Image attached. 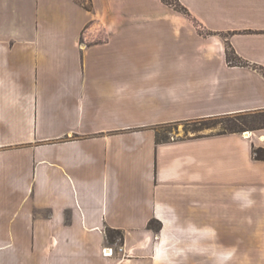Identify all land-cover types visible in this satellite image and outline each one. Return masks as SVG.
Returning <instances> with one entry per match:
<instances>
[{
    "label": "crops",
    "instance_id": "0c3cea01",
    "mask_svg": "<svg viewBox=\"0 0 264 264\" xmlns=\"http://www.w3.org/2000/svg\"><path fill=\"white\" fill-rule=\"evenodd\" d=\"M179 1L0 0V264H264V129L157 141L264 111V0Z\"/></svg>",
    "mask_w": 264,
    "mask_h": 264
},
{
    "label": "trees",
    "instance_id": "16d2710c",
    "mask_svg": "<svg viewBox=\"0 0 264 264\" xmlns=\"http://www.w3.org/2000/svg\"><path fill=\"white\" fill-rule=\"evenodd\" d=\"M80 5L84 6L86 9L90 10L92 7L91 0L84 1H78L75 0ZM163 2L173 8H175L178 11L184 12L188 14L187 10L182 6L179 0H163ZM227 59L229 64H233L234 66H240V67H253L251 66L247 61L240 58L233 49L230 47L227 50ZM256 70H259L263 76H264V68L254 66L253 67ZM218 118L217 120L220 122V124L223 126V130L217 134H228V133H244L246 129H249L250 127H253V130H260L264 129V111L261 112H255V113H239L234 115H225V116H219V117H211L206 119H199V120H207V119H214ZM259 125V127H255ZM202 129H199L198 131H201ZM249 131V130H248ZM171 140L170 138H160L159 133H157V141L158 142H166ZM254 155L257 160H264V149L263 148H255ZM149 228L159 229L160 226H158L154 221H151L149 223ZM107 236L110 241H114L116 239H124V234L122 231L107 230Z\"/></svg>",
    "mask_w": 264,
    "mask_h": 264
},
{
    "label": "rangeland",
    "instance_id": "374dc122",
    "mask_svg": "<svg viewBox=\"0 0 264 264\" xmlns=\"http://www.w3.org/2000/svg\"><path fill=\"white\" fill-rule=\"evenodd\" d=\"M78 1L86 2L87 0H78ZM217 119L218 118L207 119L204 121L192 120V121L182 122V123H173L171 125L161 127L158 132L159 137L160 138H170L171 140H173V139H178V138L201 136L205 134H216L223 130L222 128L223 126L220 124V122ZM255 127H259V125L257 124V126ZM199 129H202V130L198 131ZM253 129H254L253 127H250L249 129H246L245 132L255 131Z\"/></svg>",
    "mask_w": 264,
    "mask_h": 264
},
{
    "label": "built area",
    "instance_id": "2783aa9c",
    "mask_svg": "<svg viewBox=\"0 0 264 264\" xmlns=\"http://www.w3.org/2000/svg\"><path fill=\"white\" fill-rule=\"evenodd\" d=\"M108 251H110L109 254L107 253ZM104 253H105L106 255H108V256H112V255H113V252H112L111 249H105V250H104Z\"/></svg>",
    "mask_w": 264,
    "mask_h": 264
},
{
    "label": "bare ground",
    "instance_id": "6f19581e",
    "mask_svg": "<svg viewBox=\"0 0 264 264\" xmlns=\"http://www.w3.org/2000/svg\"><path fill=\"white\" fill-rule=\"evenodd\" d=\"M248 135H250V133L247 132ZM108 254L110 253V251L107 252Z\"/></svg>",
    "mask_w": 264,
    "mask_h": 264
}]
</instances>
